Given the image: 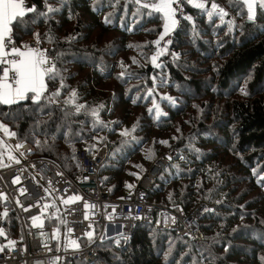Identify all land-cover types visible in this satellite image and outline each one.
Masks as SVG:
<instances>
[{
    "label": "trees",
    "instance_id": "16d2710c",
    "mask_svg": "<svg viewBox=\"0 0 264 264\" xmlns=\"http://www.w3.org/2000/svg\"><path fill=\"white\" fill-rule=\"evenodd\" d=\"M43 2L44 8L34 6L12 35L21 48L36 39L60 77L46 81L48 99L39 105L21 101L3 106L12 115L0 122L17 133L18 144H30L33 157L55 160L71 177L82 173L78 149L95 156L108 146L101 174L113 198L135 186L157 158L175 152L148 201L157 210L177 206L191 212L203 203L212 207L202 222L203 242L142 224L126 248H117L112 240L97 242L98 259L92 264H264L260 1L252 22L244 0H201L209 8L215 3L224 9L223 21L209 19L205 10L185 2L191 20L181 19L157 58L160 67L151 59L159 50L154 42L163 34L162 14L132 0ZM48 6L59 11L48 12ZM61 78L65 87L52 97ZM154 104L163 113L159 118ZM77 105L84 107L77 112ZM93 110H98V120ZM125 130L128 136L121 135ZM11 138L0 130V149ZM5 225L10 238L19 237L14 217ZM47 225L57 227V219H48Z\"/></svg>",
    "mask_w": 264,
    "mask_h": 264
},
{
    "label": "built area",
    "instance_id": "2783aa9c",
    "mask_svg": "<svg viewBox=\"0 0 264 264\" xmlns=\"http://www.w3.org/2000/svg\"><path fill=\"white\" fill-rule=\"evenodd\" d=\"M185 2L187 0L178 6L176 18L179 24L181 13L190 16ZM172 38L173 33L166 36L159 47L165 48L169 44L165 41ZM12 39V46L22 49L13 35ZM9 144L16 154L12 164L0 167V230L4 233L0 236V248L3 249L0 264H74L76 260L92 264L98 259L94 248L97 242L116 236L115 246L126 248L132 233L142 224H154L158 230L174 231L180 237L199 242L205 240L202 222L212 210L210 205L203 203L187 212L177 206L157 210L148 201L150 191L175 157V152L157 158L135 186L125 195L113 198L101 174L110 153L108 146L101 148L95 156L85 149H78L76 158L82 173L71 177L55 160L33 157L30 144L24 143L18 148L14 137ZM17 177L19 182H16ZM73 196L81 199L63 203ZM10 217L16 219L17 238H10L6 231L5 223ZM33 217L39 219L34 222ZM48 219H57L58 226L49 227ZM89 232L91 237L87 235ZM95 236L97 238L90 245L64 247L65 241L81 242Z\"/></svg>",
    "mask_w": 264,
    "mask_h": 264
},
{
    "label": "snow or ice",
    "instance_id": "6c2138e0",
    "mask_svg": "<svg viewBox=\"0 0 264 264\" xmlns=\"http://www.w3.org/2000/svg\"><path fill=\"white\" fill-rule=\"evenodd\" d=\"M117 2H119V0H117ZM132 2L139 5L140 8L154 10L156 13L162 14L163 16V34L154 42L159 50L151 59L153 65L160 67L161 65L157 64V58L163 55L166 51V48L159 47L160 42L164 41L165 36L177 26V10L183 0H155L153 3H148L146 0H132ZM187 2L192 4L196 9L205 10L209 19L213 16H218L223 21L224 16L227 15L224 9L220 8L215 3H211L209 8L208 5H206L205 2H201V0H187ZM256 2L257 0H244V3L248 8L247 18L249 21L254 19ZM174 4L177 7H174ZM260 6L264 7V0H260ZM97 10L98 9H94V11ZM139 10L140 9L138 8V12ZM34 11L35 7L29 6L26 3V0H0V117H9L12 115L10 111H3V106L11 108L12 105H17L21 101H31L32 103L39 105L42 99H48L45 95L48 91L46 81H56L57 78L60 77V73L56 68V64L53 62V58H50L47 55V50L42 51L38 48H27L26 51H22L20 48L12 46L14 43L12 39L13 27L24 24V18L27 13ZM47 11L56 12L59 11V9L48 6ZM148 14L150 15L151 12ZM181 18L191 20L190 16H184L183 13H181ZM104 22L110 23L111 21L108 18H105ZM37 39L39 40V34H37ZM167 43H170V41H165V44ZM64 87L65 85L61 78L60 88L53 92L51 96L58 97L60 95V89ZM149 95H151V92ZM71 96L75 98L77 93L72 91ZM164 99L175 103L171 97H164ZM49 102L51 103L53 101L49 99ZM83 107V105H77V112ZM100 107L102 108L103 105ZM154 108L156 116L159 118V116L163 114L160 112L159 105L154 104ZM152 111L153 109L150 108L149 112L151 113ZM91 114L98 120V110H93ZM0 130H3L11 137L17 135L16 132H10L2 122H0ZM132 130H135V126H133ZM121 135L128 136L129 132L125 130ZM35 143L39 145L40 141L37 140ZM162 143L167 142L163 141ZM20 146L21 145L19 144L17 145L18 148ZM169 159L171 158L169 157ZM16 162L19 163L18 160ZM259 179L264 180V176H261ZM16 182H19V177L16 178ZM129 187L132 186L129 185ZM80 199L81 197L79 196H73L70 199L64 200L63 203L68 204L70 201ZM4 214L7 215L6 212ZM38 219L39 217H33L34 222ZM2 235H4V233L0 230V236ZM87 235L91 237L92 233L89 232ZM10 243L14 244L15 242L10 241ZM71 243L73 245L76 244L75 241H72ZM2 250L3 249L0 248V251Z\"/></svg>",
    "mask_w": 264,
    "mask_h": 264
},
{
    "label": "rangeland",
    "instance_id": "374dc122",
    "mask_svg": "<svg viewBox=\"0 0 264 264\" xmlns=\"http://www.w3.org/2000/svg\"><path fill=\"white\" fill-rule=\"evenodd\" d=\"M175 6L176 5H174V7ZM178 24H179V22H178ZM178 24H177L176 27H178ZM173 30L174 29H172L171 31L174 32ZM172 32H169V34L167 36L172 34ZM15 154H16L15 148L12 147L9 143H5L0 149V167L12 164L14 162V160H15ZM115 238H116V236H114V237H109L108 236L107 240H112V241H114V244H115ZM71 242L72 241H65V246L64 247L66 248L67 245H70L72 247H78V246H81V245H88V244H90L91 241L90 240H84V241H81V242H76L75 241L76 242L75 245H73ZM86 242H87V244H84Z\"/></svg>",
    "mask_w": 264,
    "mask_h": 264
},
{
    "label": "crops",
    "instance_id": "0c3cea01",
    "mask_svg": "<svg viewBox=\"0 0 264 264\" xmlns=\"http://www.w3.org/2000/svg\"><path fill=\"white\" fill-rule=\"evenodd\" d=\"M259 1H260V0H257L256 5H257V3H258ZM26 3H27L29 6H34L31 2L26 1ZM174 5H175V4H174ZM255 7H256V6H255ZM176 28H177V27H175L173 31H175ZM170 32H172V31H170ZM172 33H173V32H172ZM27 48H38V49L42 50L41 47H40V45H39V43H38V42L36 41V39H34V38L31 39V40L29 41V46L24 47V48H22L21 50H22V51H26ZM42 51H43V50H42Z\"/></svg>",
    "mask_w": 264,
    "mask_h": 264
},
{
    "label": "water",
    "instance_id": "95a60500",
    "mask_svg": "<svg viewBox=\"0 0 264 264\" xmlns=\"http://www.w3.org/2000/svg\"><path fill=\"white\" fill-rule=\"evenodd\" d=\"M31 3L35 6L38 7L39 9L44 8V2L43 0H31ZM252 22V21H251Z\"/></svg>",
    "mask_w": 264,
    "mask_h": 264
}]
</instances>
